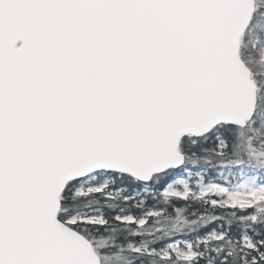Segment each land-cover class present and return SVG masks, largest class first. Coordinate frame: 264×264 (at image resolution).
Instances as JSON below:
<instances>
[{
	"label": "snow or ice",
	"instance_id": "1",
	"mask_svg": "<svg viewBox=\"0 0 264 264\" xmlns=\"http://www.w3.org/2000/svg\"><path fill=\"white\" fill-rule=\"evenodd\" d=\"M0 264H264V0H0Z\"/></svg>",
	"mask_w": 264,
	"mask_h": 264
}]
</instances>
